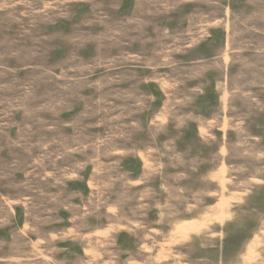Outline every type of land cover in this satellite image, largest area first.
Wrapping results in <instances>:
<instances>
[{
	"label": "rangeland",
	"instance_id": "obj_1",
	"mask_svg": "<svg viewBox=\"0 0 264 264\" xmlns=\"http://www.w3.org/2000/svg\"><path fill=\"white\" fill-rule=\"evenodd\" d=\"M0 264H264V0H0Z\"/></svg>",
	"mask_w": 264,
	"mask_h": 264
}]
</instances>
